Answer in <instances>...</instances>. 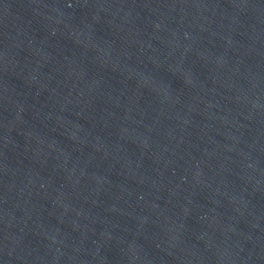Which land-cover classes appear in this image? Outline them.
I'll use <instances>...</instances> for the list:
<instances>
[{"label":"water","instance_id":"1","mask_svg":"<svg viewBox=\"0 0 264 264\" xmlns=\"http://www.w3.org/2000/svg\"><path fill=\"white\" fill-rule=\"evenodd\" d=\"M0 264H264V0H0Z\"/></svg>","mask_w":264,"mask_h":264}]
</instances>
